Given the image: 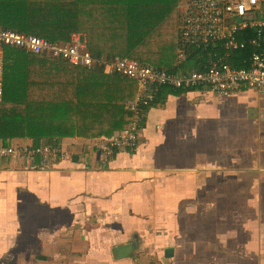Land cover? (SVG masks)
Returning a JSON list of instances; mask_svg holds the SVG:
<instances>
[{
  "label": "crops",
  "instance_id": "1",
  "mask_svg": "<svg viewBox=\"0 0 264 264\" xmlns=\"http://www.w3.org/2000/svg\"><path fill=\"white\" fill-rule=\"evenodd\" d=\"M253 37L241 31L244 48H212L241 67ZM192 52L197 63L176 72L201 67ZM145 113L137 145L111 155L105 137L76 136L46 170L33 167L38 158L0 160V264H264V91L166 86ZM148 234L168 259L136 240Z\"/></svg>",
  "mask_w": 264,
  "mask_h": 264
},
{
  "label": "trees",
  "instance_id": "2",
  "mask_svg": "<svg viewBox=\"0 0 264 264\" xmlns=\"http://www.w3.org/2000/svg\"><path fill=\"white\" fill-rule=\"evenodd\" d=\"M180 1L0 0V28L63 45L69 44L75 33L100 30L121 50L107 51L102 57L100 45L90 48L88 43L94 57L111 61L131 58L169 72L179 67L186 71L191 70L189 62L190 66L197 63L191 59V49L193 58L202 53V63L218 50L185 48L179 62L184 50ZM2 55L5 93L0 103V145L21 139L28 147H60L67 138L111 137L128 126L131 113L127 105L137 89V82L128 76L107 74L99 62L81 66L63 57L6 44Z\"/></svg>",
  "mask_w": 264,
  "mask_h": 264
},
{
  "label": "built area",
  "instance_id": "3",
  "mask_svg": "<svg viewBox=\"0 0 264 264\" xmlns=\"http://www.w3.org/2000/svg\"><path fill=\"white\" fill-rule=\"evenodd\" d=\"M180 25L181 42L186 47L210 50L216 43H223L228 51L246 46L238 41L237 34L252 30L255 37L251 44L255 51L242 59L243 66L225 63L217 53H211L208 60L197 70L170 73L165 70L141 64L131 58H118L113 61L94 57L87 43L85 33H75L71 42L63 45L51 42L37 35H29L14 30L0 28V101L5 93L3 45H11L63 57L72 63L92 67L96 62L103 65L110 74L126 75L137 81L138 89L128 103L132 119L122 132L99 141L100 150L111 155L115 149L131 148L137 145L139 129L145 118V109L153 104L164 86H171L182 92L187 87L207 85L213 92L230 95L241 90L264 91V0H183ZM185 51L179 55L182 61ZM38 158L34 168L46 170L56 158L66 157V153L52 146L28 147L13 142L0 145V158Z\"/></svg>",
  "mask_w": 264,
  "mask_h": 264
},
{
  "label": "rangeland",
  "instance_id": "4",
  "mask_svg": "<svg viewBox=\"0 0 264 264\" xmlns=\"http://www.w3.org/2000/svg\"><path fill=\"white\" fill-rule=\"evenodd\" d=\"M178 9H179V5H178ZM86 34H87V39H88V43H89L90 48H92L94 46V44H96V46L100 45L99 46V54H100V56H104L107 51H119V50H121L120 47H116L115 44H113L110 41L111 40L110 36L102 34L100 30H95V29L93 30L91 28H88ZM96 42H98V43H96ZM0 108H1V104H0ZM15 142L23 143L21 139H15ZM24 159L28 160L29 158H24ZM26 194L28 195L26 197V199H27L31 194L29 192L28 193L26 192ZM26 199H25V197L23 198L22 202L20 203V208L18 209V214H19V218H20L19 220L20 221H24L25 218H26L23 215V213H25V211L27 210L26 209V205L23 204V202L26 201ZM7 239H8V235L7 234L3 235V241H6ZM137 239H138L139 242H145L144 246L146 248L151 249V251L157 252V248H159V242L156 241L155 238H153L151 234H148L147 236L143 235L142 238L139 236V238H136V240ZM3 243H7V242H2L1 241L0 245H2ZM166 244L167 243L165 242V246H167ZM46 245H47V248L49 249V250H47V252L50 251L51 253H54L56 251L55 250V247H56L55 243H52V244H48L47 243ZM171 247L173 249V246H171ZM80 249H81V244L80 243H75L74 249H72L70 247V251L74 252V253H78L80 251ZM131 251H132V249L130 247H127V248L121 250L122 255L130 254ZM30 252L32 253V251H30ZM159 252L165 253L164 259H168V256L166 255V252H169V251L167 249L159 248Z\"/></svg>",
  "mask_w": 264,
  "mask_h": 264
}]
</instances>
